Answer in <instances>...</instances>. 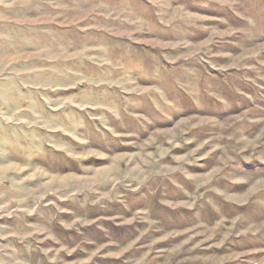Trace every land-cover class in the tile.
Returning <instances> with one entry per match:
<instances>
[{
    "label": "rangeland",
    "instance_id": "rangeland-1",
    "mask_svg": "<svg viewBox=\"0 0 264 264\" xmlns=\"http://www.w3.org/2000/svg\"><path fill=\"white\" fill-rule=\"evenodd\" d=\"M0 264H264V0H0Z\"/></svg>",
    "mask_w": 264,
    "mask_h": 264
}]
</instances>
